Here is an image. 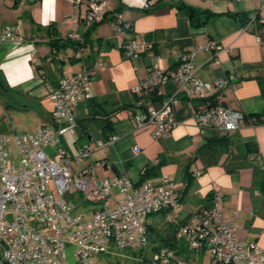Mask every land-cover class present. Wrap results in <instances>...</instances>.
I'll return each mask as SVG.
<instances>
[{"label":"crops","instance_id":"crops-1","mask_svg":"<svg viewBox=\"0 0 264 264\" xmlns=\"http://www.w3.org/2000/svg\"><path fill=\"white\" fill-rule=\"evenodd\" d=\"M86 1L77 4L75 0H0V34L17 25L25 39L22 45L0 44V81L6 90L14 87L20 97L26 94L35 98L34 91L43 89L49 96L62 77L101 62L103 65L89 84L92 97L101 100L114 94L119 104L147 78L148 66L155 62L156 55H160L158 64L162 70L176 65L178 59L166 55L167 47L182 51L214 41L220 47L216 54L200 50L194 55L198 77L214 82L240 73V78L226 86L216 99L247 116L264 118V40L257 39V25L243 30L241 22V17L256 13L264 0H163L152 14L143 10L152 7L155 0H107L101 18L93 24L89 42L79 46V41L69 42L66 38L85 33L81 17L87 11ZM15 3L17 9L13 8ZM178 3L214 16L204 25L192 27L189 19L173 6ZM261 16L264 18V13ZM121 24L127 29L118 32ZM98 39L101 42L97 43ZM128 40L148 42L138 60L124 57L122 48ZM39 67L40 71L36 69ZM35 107L43 109L42 124L48 123L52 109L37 102ZM195 107V103L182 99L175 113L176 127L159 140L151 137L150 129H135L131 107L116 112L111 121L112 134L118 139L112 146L102 148L93 162L105 159L109 162V168L104 170L107 176L125 174L133 182H140L146 168L165 160L158 168L159 174L144 182L157 184L163 175L168 176L177 184L182 206H172L165 213L149 217L151 245L156 241L155 233L165 231L166 221H189L194 214L208 209L213 193L219 192L223 196V218L236 222L239 237L264 247V123L245 120L230 133L228 154L218 164L204 169L201 161L193 158L219 132H198ZM75 113L78 117L83 115L79 107ZM247 142L257 147L255 160L244 153L242 146ZM229 160L236 169L233 173L225 168ZM195 169L202 174L189 179ZM253 169L258 172L254 174ZM116 198L115 194L112 202Z\"/></svg>","mask_w":264,"mask_h":264},{"label":"built area","instance_id":"built-area-1","mask_svg":"<svg viewBox=\"0 0 264 264\" xmlns=\"http://www.w3.org/2000/svg\"><path fill=\"white\" fill-rule=\"evenodd\" d=\"M105 1H86L87 11L81 17L84 31L101 18ZM261 13L264 3L248 16L242 29L258 22L264 24V18L257 19ZM125 29L124 24L118 26V32ZM257 33L258 41L264 40V27ZM68 38L83 42V35ZM24 42L17 25L0 34V44ZM147 44L146 40L126 41L124 57L138 60ZM219 49L214 41L182 51L167 47L166 55L178 60L166 71L160 68V55H156L155 62L148 66L147 78L131 89L138 99L133 114L135 129H150L154 140L164 138L177 125L175 113L182 99L199 103L194 122L200 134L208 129L230 134L245 120L264 123V118L247 116L216 99L240 78V73L214 82L198 77L195 53L211 50L216 54ZM102 65L97 62L85 66L58 80L49 95L53 110L48 123L32 133L13 128L0 132V264H68L69 254L72 264H99L97 258L101 255L123 251L138 253L137 258L144 264L151 248L149 217L182 206L176 182L166 175L152 184L133 182L125 174H97V167L105 170L109 162H93L92 153L112 146L118 135L112 134L105 141L77 142L75 109L93 98L89 84ZM84 160L89 163L84 164ZM201 174L198 169L192 172L193 177ZM115 194L117 198L112 202ZM222 201V194L214 192L208 209L179 225L177 240L187 253L207 254L209 264H264V247L237 235L236 222L223 218ZM150 259L157 264H192L170 248L158 249Z\"/></svg>","mask_w":264,"mask_h":264},{"label":"trees","instance_id":"trees-1","mask_svg":"<svg viewBox=\"0 0 264 264\" xmlns=\"http://www.w3.org/2000/svg\"><path fill=\"white\" fill-rule=\"evenodd\" d=\"M163 0H155L153 3V6L150 8H145L143 12L145 14H152L154 10L157 9V7L160 5V2ZM180 11L182 14H184L190 21V24L192 27H200L205 24V22L211 17L214 16L211 12L206 10H200L197 8L190 7L184 3H178L173 5ZM249 15L241 17V22L245 24L247 21ZM257 19H262V16L259 14L257 15ZM264 27V24L258 22L257 28L260 29ZM93 25L85 31L83 34V43L78 42L77 44L79 46H82L89 42V34L92 30ZM69 40V42L72 41L70 38H66ZM101 39L97 40L98 42ZM156 52V51H155ZM40 71V67L36 68ZM0 85L4 87L3 81H0ZM129 98L120 101L119 104L116 102V99L118 98L114 94H110L108 96H105L101 100H97L95 98L90 99L86 104L79 105L78 107L82 109L83 115L81 117H78L76 115L77 123H78V129L76 132L77 142H89V139L92 140H102L105 141L109 138V136L112 135L113 131V123L111 121V117L118 111L123 109L132 108L133 113L137 111L136 108V102L137 97L130 93L128 95ZM126 98V97H125ZM214 98H211V102L215 103L213 100ZM120 100V98H119ZM199 103H195V105H198ZM258 124V123H256ZM230 134L228 133H219L218 137H214L211 139H208L205 145L199 150L197 156H195L193 159H199L203 165L204 169H207L211 166H214L219 163L220 158L224 155H227L230 150ZM245 155L249 156L250 160L255 159V156L258 154V150L256 145L253 142H247L242 146ZM231 160V159H230ZM228 161L227 164H225L226 171L228 173H233L236 171L235 168H232L231 161ZM162 163L165 162L161 161ZM160 163L157 165L146 168V170L141 174V180L138 183L144 182L146 179L150 177L157 176L159 174L158 168L160 167ZM254 174L258 172L257 169H253ZM193 175L189 174V179L192 178ZM167 211V210H166ZM161 213H165L162 211ZM156 215V214H155ZM181 223L177 224L175 222L166 221V227L165 231L163 233H155L154 237L156 236V241L154 240V244L150 245L153 246L152 253L156 252L158 249L161 248H170L172 250H176V253L178 256L183 257L185 260H189L187 258V252L184 249L183 244L177 240L176 238V232L179 228V225ZM149 232V231H148ZM150 240V238H149ZM150 246V247H151ZM121 254H125L128 257H134L137 258L139 256L138 253L135 252H117ZM112 254H104L100 257H109ZM145 263H151V259H147L145 257L144 259ZM99 263V262H98Z\"/></svg>","mask_w":264,"mask_h":264},{"label":"rangeland","instance_id":"rangeland-1","mask_svg":"<svg viewBox=\"0 0 264 264\" xmlns=\"http://www.w3.org/2000/svg\"><path fill=\"white\" fill-rule=\"evenodd\" d=\"M16 92L17 89L14 87H9L8 90H6L5 86L3 87L0 85V132H6L9 130V128H13L18 132H34L37 129V126L42 124V121L44 120L41 117L43 109L38 110L35 107V102H37L38 105L43 103L45 108H51L52 110L53 103L49 100L46 90L43 89L34 91V96H37L35 98L26 94L20 97ZM101 151L102 149L94 151L92 153L91 160H95ZM83 163L87 164L89 162L84 160ZM72 164L73 168L77 169L74 162ZM97 174L99 176H107L106 172L101 167H97ZM76 210L78 211V208ZM152 251L153 246H151L146 254L147 259L151 258ZM194 253L195 255H192L190 252L187 254V258H189L192 264H209V258L207 254ZM97 262H99V264H143L141 261H139V258H136L135 260L125 254L117 252H114L107 258L104 256L98 257ZM72 263L73 259H71L69 254L68 264Z\"/></svg>","mask_w":264,"mask_h":264},{"label":"water","instance_id":"water-1","mask_svg":"<svg viewBox=\"0 0 264 264\" xmlns=\"http://www.w3.org/2000/svg\"><path fill=\"white\" fill-rule=\"evenodd\" d=\"M13 8H14V9H17V8H18V3H15V4L13 5Z\"/></svg>","mask_w":264,"mask_h":264}]
</instances>
